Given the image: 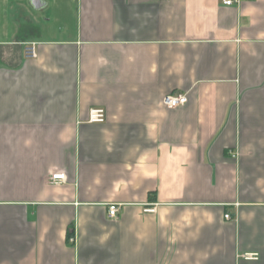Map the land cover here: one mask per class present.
<instances>
[{
	"label": "crops",
	"instance_id": "obj_1",
	"mask_svg": "<svg viewBox=\"0 0 264 264\" xmlns=\"http://www.w3.org/2000/svg\"><path fill=\"white\" fill-rule=\"evenodd\" d=\"M44 1L0 41V264H264V0Z\"/></svg>",
	"mask_w": 264,
	"mask_h": 264
},
{
	"label": "rangeland",
	"instance_id": "obj_2",
	"mask_svg": "<svg viewBox=\"0 0 264 264\" xmlns=\"http://www.w3.org/2000/svg\"><path fill=\"white\" fill-rule=\"evenodd\" d=\"M42 3H45L43 8L37 9L32 0H0V41L12 37L20 38L22 29L38 27V23L41 25L44 19L51 18L52 6L48 3L46 5L45 1Z\"/></svg>",
	"mask_w": 264,
	"mask_h": 264
},
{
	"label": "built area",
	"instance_id": "obj_3",
	"mask_svg": "<svg viewBox=\"0 0 264 264\" xmlns=\"http://www.w3.org/2000/svg\"><path fill=\"white\" fill-rule=\"evenodd\" d=\"M252 0H220V3L223 6L230 7L235 6L238 7L242 2H250ZM22 54L24 59L26 60H34L37 58V45L35 43H27L23 46ZM187 102V98L185 94L182 93H174L169 94L163 97L162 105L167 109H175L180 106L185 105ZM105 120L104 110L101 108H92L88 112L87 122L90 124H102ZM52 180L65 181V176L63 174H56L51 177ZM119 212V206L111 204L107 208V217L109 219H115ZM146 213H153L154 209H146L144 210ZM225 219H229V215L226 214L224 216ZM71 242H74L73 238L69 239ZM237 264H250L257 262L259 260V254L256 252L243 253L238 255Z\"/></svg>",
	"mask_w": 264,
	"mask_h": 264
}]
</instances>
